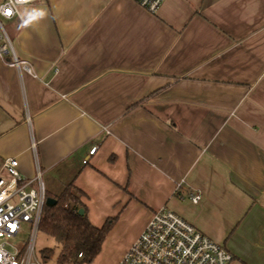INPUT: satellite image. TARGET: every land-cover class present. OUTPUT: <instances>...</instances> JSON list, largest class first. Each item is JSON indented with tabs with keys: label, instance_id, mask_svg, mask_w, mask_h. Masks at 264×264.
Listing matches in <instances>:
<instances>
[{
	"label": "crops",
	"instance_id": "crops-1",
	"mask_svg": "<svg viewBox=\"0 0 264 264\" xmlns=\"http://www.w3.org/2000/svg\"><path fill=\"white\" fill-rule=\"evenodd\" d=\"M26 6L47 15L12 19L19 64L0 56V177L13 158L49 195L72 183L91 225L131 233L116 264L163 207L264 264V0Z\"/></svg>",
	"mask_w": 264,
	"mask_h": 264
},
{
	"label": "built area",
	"instance_id": "built-area-1",
	"mask_svg": "<svg viewBox=\"0 0 264 264\" xmlns=\"http://www.w3.org/2000/svg\"><path fill=\"white\" fill-rule=\"evenodd\" d=\"M27 4H16L14 0L0 3V56L11 55L10 63L18 65L10 38L1 20L18 19V8ZM149 13H155L164 0H132ZM5 9H10L6 13ZM29 70L24 65L23 67ZM97 147H92L88 157ZM87 162V159L84 163ZM2 171L7 178L0 177V264H39L34 243L43 207L46 190L37 173L33 179L25 180L18 172L16 159H5ZM198 193L189 196L192 204L200 201ZM26 224L29 236L20 247L10 244L18 237L22 225ZM232 256L225 248L195 229L176 213L163 207L152 214L151 219L135 242L126 251L118 264H230Z\"/></svg>",
	"mask_w": 264,
	"mask_h": 264
},
{
	"label": "trees",
	"instance_id": "trees-1",
	"mask_svg": "<svg viewBox=\"0 0 264 264\" xmlns=\"http://www.w3.org/2000/svg\"><path fill=\"white\" fill-rule=\"evenodd\" d=\"M79 194L72 183L67 184L58 195L46 193V199H53L55 204L44 205L37 232L54 241L58 249L55 264H90L116 222V218H110L100 228L91 225ZM80 210L82 214H79ZM53 255L54 250L50 248L39 251L43 263Z\"/></svg>",
	"mask_w": 264,
	"mask_h": 264
},
{
	"label": "rangeland",
	"instance_id": "rangeland-1",
	"mask_svg": "<svg viewBox=\"0 0 264 264\" xmlns=\"http://www.w3.org/2000/svg\"><path fill=\"white\" fill-rule=\"evenodd\" d=\"M1 2L2 0H0V3ZM25 9H29V7L27 6L19 7L18 8L19 13L20 14L23 13ZM1 23L5 31L7 32L8 36H10V31L12 30L14 20H10V21L1 20ZM108 234L102 244L99 254L90 264H116L118 259L123 254L127 241L131 238V233L127 235H120L114 232L112 234L109 235ZM28 236H29V231L27 230L26 224H23L21 232L19 233L18 237L12 239L10 241V244L16 248L20 247L21 245L27 242ZM48 248L54 250V255L49 261L43 263V261L39 256V251ZM34 249L39 264H55V258L58 254V249L55 248V243L52 239L46 237L40 232H37L35 236Z\"/></svg>",
	"mask_w": 264,
	"mask_h": 264
},
{
	"label": "clouds",
	"instance_id": "clouds-1",
	"mask_svg": "<svg viewBox=\"0 0 264 264\" xmlns=\"http://www.w3.org/2000/svg\"><path fill=\"white\" fill-rule=\"evenodd\" d=\"M16 4H27L29 0H14ZM6 13H10V9H5ZM47 15L44 9L32 8V9H25L23 13H21V24L20 27H28L29 25L33 24L34 22H38L39 20L45 18Z\"/></svg>",
	"mask_w": 264,
	"mask_h": 264
},
{
	"label": "water",
	"instance_id": "water-1",
	"mask_svg": "<svg viewBox=\"0 0 264 264\" xmlns=\"http://www.w3.org/2000/svg\"><path fill=\"white\" fill-rule=\"evenodd\" d=\"M47 206H52L55 204V201L53 199H46V203H45ZM79 214H82V210L79 211Z\"/></svg>",
	"mask_w": 264,
	"mask_h": 264
}]
</instances>
